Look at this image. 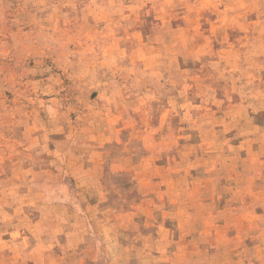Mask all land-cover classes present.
Returning a JSON list of instances; mask_svg holds the SVG:
<instances>
[{"label": "rangeland", "instance_id": "374dc122", "mask_svg": "<svg viewBox=\"0 0 264 264\" xmlns=\"http://www.w3.org/2000/svg\"><path fill=\"white\" fill-rule=\"evenodd\" d=\"M0 264H264V0H0Z\"/></svg>", "mask_w": 264, "mask_h": 264}, {"label": "crops", "instance_id": "0c3cea01", "mask_svg": "<svg viewBox=\"0 0 264 264\" xmlns=\"http://www.w3.org/2000/svg\"><path fill=\"white\" fill-rule=\"evenodd\" d=\"M70 263V262H69Z\"/></svg>", "mask_w": 264, "mask_h": 264}]
</instances>
